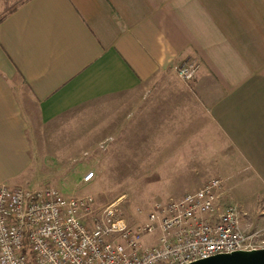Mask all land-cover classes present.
Here are the masks:
<instances>
[{
  "label": "crops",
  "instance_id": "1",
  "mask_svg": "<svg viewBox=\"0 0 264 264\" xmlns=\"http://www.w3.org/2000/svg\"><path fill=\"white\" fill-rule=\"evenodd\" d=\"M92 104L128 105L129 154L169 179L264 165V0H26L0 19V186L21 185L30 132Z\"/></svg>",
  "mask_w": 264,
  "mask_h": 264
},
{
  "label": "built area",
  "instance_id": "2",
  "mask_svg": "<svg viewBox=\"0 0 264 264\" xmlns=\"http://www.w3.org/2000/svg\"><path fill=\"white\" fill-rule=\"evenodd\" d=\"M198 71L186 61L175 73L183 81ZM94 177L89 173L83 183ZM221 182L155 206L147 222L130 226L115 206L88 224L92 198L65 197L51 188L0 186V264H190L210 257L264 249V232H245L234 206L220 208ZM156 246H143L145 236Z\"/></svg>",
  "mask_w": 264,
  "mask_h": 264
},
{
  "label": "rangeland",
  "instance_id": "3",
  "mask_svg": "<svg viewBox=\"0 0 264 264\" xmlns=\"http://www.w3.org/2000/svg\"><path fill=\"white\" fill-rule=\"evenodd\" d=\"M24 1L0 0V19ZM253 100L243 98V109L253 107ZM130 115L128 105L92 104L36 127L29 133L31 164L18 187L51 188L65 197H90L92 214L84 218L88 224L112 205L134 227L147 222L155 206L178 201L206 182L218 179L219 207H236L243 231L264 232V165L248 157L237 164L201 166L200 180H191L196 174H182L180 180L169 179L175 175L161 173L154 164V154L152 164L141 165L129 154ZM143 156L134 154V158ZM89 173L94 174L92 181L83 183V177ZM157 238L143 237V246L147 249L156 246Z\"/></svg>",
  "mask_w": 264,
  "mask_h": 264
},
{
  "label": "water",
  "instance_id": "4",
  "mask_svg": "<svg viewBox=\"0 0 264 264\" xmlns=\"http://www.w3.org/2000/svg\"><path fill=\"white\" fill-rule=\"evenodd\" d=\"M190 264H264V249L216 255Z\"/></svg>",
  "mask_w": 264,
  "mask_h": 264
}]
</instances>
